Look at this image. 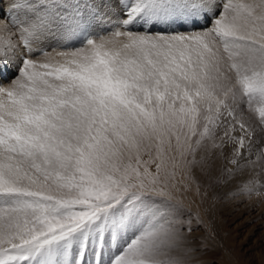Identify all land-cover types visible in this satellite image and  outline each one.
<instances>
[{
  "label": "snow or ice",
  "instance_id": "6c2138e0",
  "mask_svg": "<svg viewBox=\"0 0 264 264\" xmlns=\"http://www.w3.org/2000/svg\"><path fill=\"white\" fill-rule=\"evenodd\" d=\"M217 158L264 187V0H0V264H189Z\"/></svg>",
  "mask_w": 264,
  "mask_h": 264
},
{
  "label": "rangeland",
  "instance_id": "374dc122",
  "mask_svg": "<svg viewBox=\"0 0 264 264\" xmlns=\"http://www.w3.org/2000/svg\"><path fill=\"white\" fill-rule=\"evenodd\" d=\"M224 163L215 159L210 174L198 167L195 175L201 194L194 186L185 194L187 210L201 221L197 226L193 219L188 234L194 249L189 264H264V187L257 185L251 193L239 194L238 180L217 184L215 177Z\"/></svg>",
  "mask_w": 264,
  "mask_h": 264
},
{
  "label": "bare ground",
  "instance_id": "6f19581e",
  "mask_svg": "<svg viewBox=\"0 0 264 264\" xmlns=\"http://www.w3.org/2000/svg\"><path fill=\"white\" fill-rule=\"evenodd\" d=\"M111 29H108V31H110ZM103 34H106V33H103Z\"/></svg>",
  "mask_w": 264,
  "mask_h": 264
}]
</instances>
